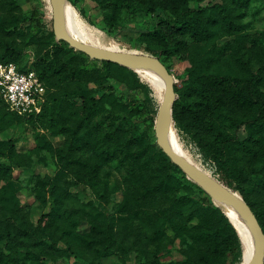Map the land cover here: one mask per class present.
I'll use <instances>...</instances> for the list:
<instances>
[{
	"label": "rangeland",
	"instance_id": "obj_1",
	"mask_svg": "<svg viewBox=\"0 0 264 264\" xmlns=\"http://www.w3.org/2000/svg\"><path fill=\"white\" fill-rule=\"evenodd\" d=\"M66 2L93 45L158 54L187 93L173 123L177 144L220 181L209 145L232 140L223 165L247 174L234 193L264 217V132L248 126L264 101L241 97L253 79L244 62L264 64V0L189 3L203 10L195 26L162 24L156 35H148L154 7L172 14L184 7L180 0ZM57 43L50 0H0V55L46 68L57 99L26 118L0 103V227L11 231L0 240V264H239L246 250L239 230L157 144L158 86ZM258 88L263 100L264 77ZM205 197L212 203L203 205ZM207 225L219 236L205 234Z\"/></svg>",
	"mask_w": 264,
	"mask_h": 264
},
{
	"label": "trees",
	"instance_id": "obj_2",
	"mask_svg": "<svg viewBox=\"0 0 264 264\" xmlns=\"http://www.w3.org/2000/svg\"><path fill=\"white\" fill-rule=\"evenodd\" d=\"M180 1L182 2V5H184V7L182 6L183 8L180 11L172 12V14L167 13L165 9H163L159 6L154 7V9H153V11H154L153 12L154 13V23H153L154 27L149 31L148 35H156L157 32H160L159 27L162 24H167L170 27L177 28V29H181L182 26H184L185 24L186 25L190 24L191 22L193 24V21L198 17V15H200V13L203 10H196V9L189 8L187 6V4L198 3L200 0H180ZM41 18H42V15L38 14V12H35L33 14L32 19H34L36 22H40ZM193 26H195V25L193 24ZM57 45L61 46V45H68V44L66 42H62V43H57ZM5 48L9 52H13L12 48L9 47L8 45H5ZM147 50H149V49H147ZM155 56L160 58L158 56V54H156ZM42 59L43 60H40V61L44 62L45 61L44 58H42ZM0 61L3 63H15L18 65V63L16 61L10 60L5 55H0ZM161 61L166 65V63L162 59H161ZM108 64H113V63H108ZM244 65L247 69L246 72L249 73L250 75H252L253 79H251V81H249L247 83L246 87L243 88V90L241 92V97L246 98L251 104L257 105V103H259V101H262V102L264 101V98L262 100V95H261V92L259 91V88H258V86L260 85V83L264 77V64L262 66H259L258 69H254L255 68L254 65L253 64L250 65L248 62H244ZM18 67L21 71H28V70L36 71V73L39 75L40 79L43 81V83L47 89L46 102L43 106L42 112L38 115H32V116H36V117L41 116L50 108V105L54 101H57V99H55V95H54L55 92H54L53 86L50 85V83H49V80H50L49 71L46 70V68H44V69H39V68L38 69H35V68L28 69V68H25L23 65H18ZM166 67H167V65H166ZM175 91L177 94V99H176V102L173 106V118H174V122L176 124H178L181 121L180 117L182 115L183 107L187 108V106H185V103L187 102V98H186L187 93L185 90H179L176 86V83H175ZM196 93H198V92L196 91ZM199 93H202V92H199ZM0 103H2L7 108V110H9L14 115L21 117V118L27 117V116H21L17 113L12 112L9 109L8 105L3 100H0ZM94 104H95V101L93 99L84 100V108L85 109L92 108L94 106ZM134 105H135V102H134ZM134 109L137 112V114H141L144 111V108L142 106H139V104ZM258 110H259V112H258L259 115L253 119H250L248 126H249V128L258 129L259 132H264V105H262ZM232 120L236 121L235 118H232ZM74 139H76V133L74 135ZM74 139H73V142H74ZM243 141H245V139ZM209 149H210L209 153L211 155V159L217 164V166L219 168L221 183H223L225 186H227L233 192H236L237 190H239L241 188L242 184L247 179V174H246L245 170H239L236 173H232L227 168H225L223 165V162L226 161L234 151L233 141L216 138L209 145ZM164 155H166V154L164 153ZM245 201H246L245 203H247L248 206L255 213V215H256V217H257V219H258V221H259V223H260V225L264 231V217H263V215L259 211H256L253 204L250 203L248 200H246V198H245ZM201 202L203 205H209L212 203V201L207 197L203 198L201 200ZM203 230L206 231L205 234H207L208 236L210 235L211 239L216 238L217 236H219V233H220V230L216 229L214 225H207L204 227ZM106 235H107V239L111 242L112 239H111V234H110V224L108 225V230L106 231ZM9 239H11V231L8 227V224H6V226H4L3 228L0 227V240L8 241Z\"/></svg>",
	"mask_w": 264,
	"mask_h": 264
},
{
	"label": "water",
	"instance_id": "obj_3",
	"mask_svg": "<svg viewBox=\"0 0 264 264\" xmlns=\"http://www.w3.org/2000/svg\"><path fill=\"white\" fill-rule=\"evenodd\" d=\"M50 1L52 5L54 30L58 41L66 42L70 47L97 60L130 67L132 69H134L133 64L135 63H145L157 68L161 72L166 83V94L164 95L162 104L159 108L155 124L158 146L168 156V158L193 182L200 186L211 199L220 205L228 204L249 221L257 243L255 256L249 264H264V231L252 209L231 189L221 183V181L213 178L210 174L204 172L179 156L165 139L164 126L167 120H170L173 126V106L177 99L175 91L176 80L166 65L160 58L153 55L115 51L78 40L77 38L71 36L65 29L64 8L66 0Z\"/></svg>",
	"mask_w": 264,
	"mask_h": 264
},
{
	"label": "bare ground",
	"instance_id": "obj_4",
	"mask_svg": "<svg viewBox=\"0 0 264 264\" xmlns=\"http://www.w3.org/2000/svg\"><path fill=\"white\" fill-rule=\"evenodd\" d=\"M65 29L66 31L73 37L77 38L78 40H81L86 43L92 44L80 31L76 20H75V14L72 8L68 5V3H65ZM134 70L139 72L140 74H143L147 76L161 91V95L164 96L166 94V83L165 80L161 74V72L148 64L145 63H135L133 64ZM164 135L165 139L167 140L168 144L172 147V149L181 156L184 160L188 161L189 163L193 164L194 166L198 167L199 169L203 170L204 172L210 174L213 178V173L207 169L206 167H199L196 164H194L188 157L187 153L181 148L176 140L174 139V129L170 122V120H167L164 126ZM195 162V161H194ZM199 164V163H198ZM219 178V177H218ZM225 214H228L235 225V227L239 230V233L245 242L246 250L242 253L239 264H249L256 253L257 243H256V237L255 234L249 224V221L236 209L232 208L228 204H221ZM241 245V244H240Z\"/></svg>",
	"mask_w": 264,
	"mask_h": 264
},
{
	"label": "built area",
	"instance_id": "obj_5",
	"mask_svg": "<svg viewBox=\"0 0 264 264\" xmlns=\"http://www.w3.org/2000/svg\"><path fill=\"white\" fill-rule=\"evenodd\" d=\"M47 89L34 70L21 71L15 63L0 61V100L21 116L38 115L46 102Z\"/></svg>",
	"mask_w": 264,
	"mask_h": 264
}]
</instances>
